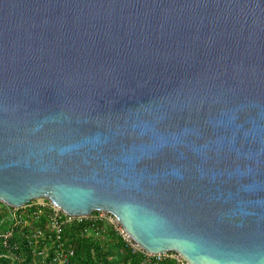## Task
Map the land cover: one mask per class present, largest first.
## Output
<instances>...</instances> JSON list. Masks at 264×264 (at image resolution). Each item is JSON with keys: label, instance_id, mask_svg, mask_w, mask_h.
<instances>
[{"label": "water", "instance_id": "water-1", "mask_svg": "<svg viewBox=\"0 0 264 264\" xmlns=\"http://www.w3.org/2000/svg\"><path fill=\"white\" fill-rule=\"evenodd\" d=\"M40 196L264 264V0H0V200Z\"/></svg>", "mask_w": 264, "mask_h": 264}, {"label": "built area", "instance_id": "built-area-1", "mask_svg": "<svg viewBox=\"0 0 264 264\" xmlns=\"http://www.w3.org/2000/svg\"><path fill=\"white\" fill-rule=\"evenodd\" d=\"M2 202L0 264H71L77 252V236L103 239L106 223L113 225L126 246L140 253V258L131 264H193L176 249H145L107 209L71 213L46 196L33 197L22 204Z\"/></svg>", "mask_w": 264, "mask_h": 264}, {"label": "trees", "instance_id": "trees-1", "mask_svg": "<svg viewBox=\"0 0 264 264\" xmlns=\"http://www.w3.org/2000/svg\"><path fill=\"white\" fill-rule=\"evenodd\" d=\"M111 231H114L113 228H111ZM73 235H75L74 232ZM123 247L126 249L123 261H130L131 263H134L140 258V253L133 251V249L126 246L125 243L123 244ZM104 258L103 245L100 242V239L77 236V252L71 264H104L108 261L104 260Z\"/></svg>", "mask_w": 264, "mask_h": 264}, {"label": "rangeland", "instance_id": "rangeland-1", "mask_svg": "<svg viewBox=\"0 0 264 264\" xmlns=\"http://www.w3.org/2000/svg\"><path fill=\"white\" fill-rule=\"evenodd\" d=\"M4 208V203L0 200V209ZM1 211V210H0ZM106 237L100 239L103 245L104 260H108L104 264H131L130 261H123V256L126 254V249L123 247L125 241L123 238L114 230L111 231L113 225L106 223ZM112 232V233H111ZM116 236H114V235ZM123 242V244H122ZM115 244V246H114Z\"/></svg>", "mask_w": 264, "mask_h": 264}, {"label": "bare ground", "instance_id": "bare-ground-1", "mask_svg": "<svg viewBox=\"0 0 264 264\" xmlns=\"http://www.w3.org/2000/svg\"><path fill=\"white\" fill-rule=\"evenodd\" d=\"M59 205V204H58Z\"/></svg>", "mask_w": 264, "mask_h": 264}]
</instances>
